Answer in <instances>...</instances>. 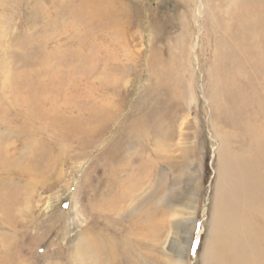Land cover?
Segmentation results:
<instances>
[{"label":"rangeland","instance_id":"374dc122","mask_svg":"<svg viewBox=\"0 0 264 264\" xmlns=\"http://www.w3.org/2000/svg\"><path fill=\"white\" fill-rule=\"evenodd\" d=\"M241 3L0 0V248L13 257L0 253V264H75L95 187L108 184L95 164L133 129L139 137L116 165L125 168L118 183L135 178L134 196L121 224L106 223L130 231L133 218L150 219L130 234L131 247L143 244L139 264H216L209 248L223 145L235 163H249L255 196L243 237L247 256L264 264V160L256 163L251 137L264 124V65L251 57L255 69L229 72V41L240 35L231 25L255 14L245 17Z\"/></svg>","mask_w":264,"mask_h":264},{"label":"bare ground","instance_id":"6f19581e","mask_svg":"<svg viewBox=\"0 0 264 264\" xmlns=\"http://www.w3.org/2000/svg\"><path fill=\"white\" fill-rule=\"evenodd\" d=\"M239 2H240V0H239ZM241 2H242L241 3L242 5L241 4L240 5L243 7V9L240 11H244L243 15L245 17L250 15V14L249 15L246 14V12L247 13L249 12L248 8H249V10L252 9L254 11V13H255L254 16H255V15H258V11H259L258 8L256 11V6L258 7L261 4H263V6H264V0H241ZM254 2H257L258 4L254 5L253 4ZM233 5L235 6V4H233ZM235 8L237 9V7H235ZM233 12H234V10H233ZM240 13H242V12H240ZM232 14H234V13H232ZM251 14H253V13L251 12ZM254 16H252V19L250 21L248 19L247 23L243 22L242 24H240L241 27L240 26L237 27V23H236L235 26L232 27V25H231V28H230V26H227V25H229V22H227L228 24L226 26L229 27L230 29H233L235 31L234 34H236V35H237V33L240 34L238 37L239 38L238 42H237V39L235 40V38H233L234 42L231 41L232 42L231 43L229 40H231L232 38L231 39L228 38L229 44L231 46V51H230L231 57H230V61H229V72L230 73L237 72L238 70H240V71L243 70V67L246 68L247 64H249V66L247 68L255 69L256 66L253 63H250L248 61L249 58H251V57L255 58V60L257 62L260 61L262 63V65H264V33L261 30L263 27V22H262L263 20H261V17L264 18V11H263V13L262 12L260 13L259 19L257 17H254ZM239 18H240L239 20L243 19L241 15L239 16ZM237 19H238V17H237ZM237 19H236V21H237ZM230 20H232V19H230ZM246 24H249V26L250 27L252 26V28L255 25H257V30H254L251 28H250L251 29L250 30L249 28H246L245 27ZM227 30H229V29H227ZM227 33H228V31H227ZM227 33H226V35H227ZM228 34H230V32ZM226 47H228V46H226ZM251 61H253V59ZM257 64H259V63H257ZM262 65H259V66L261 67ZM260 67H259V69H260ZM263 72H264V70H263ZM227 77H228V75H227ZM224 80H226V79H224ZM213 88L215 89V87H213ZM216 89H220V88L216 87ZM216 91H214V92L216 93ZM217 92H219V90ZM215 103H217V102H215ZM215 103H213V104H215ZM249 106H251V105H249ZM254 106H255V104H254ZM260 108H261V106H260ZM250 114H251V112H250ZM255 116H256V114H255ZM255 116H254V118H255ZM257 116H258V114H257ZM148 119H147V121H148ZM256 119H257V117H256ZM260 121H261V119H260ZM251 122H253V121H251ZM139 123H142L143 127L145 126V123L143 120L140 121ZM256 124H258V123H256ZM249 125H252V123L247 124V126H249ZM243 126H245V125L243 124ZM258 127L259 126L256 127V129L254 130V133L251 135V137L254 139L253 144H254L255 148H259L258 149L259 151H256L257 152V158H255L256 163L259 164L260 161L264 160L263 159V157H264V124L260 125L259 128ZM245 128H243V129H245ZM252 129H254V128H252ZM147 131H145L146 135H147ZM243 133H244V131H243ZM251 133H252V131H251ZM136 136L139 137V135L134 134V129L131 131H128L127 137L122 142H120V143L116 142L117 144L115 147L111 148V146H108V149H106L104 152L102 151L103 153H105L104 154V160H103L104 163L102 164L103 167L101 166V168H100L97 164H95V169H93L94 174H99V173L104 174V177H103L105 180L104 184H107V183L108 184L104 185L105 189L102 190L101 192L99 191V189L101 187L100 186L95 187V185H94V187H95V189H97V191L94 193L93 199L90 200V204H92V210H90V211L92 213L90 216L88 226L80 231L79 239H80L81 243L80 242L77 243L76 251H74V253H73V258H74L75 264H139L140 259H142L141 260L142 262L144 261V258H141V256H140V253L142 251L140 250L141 252L139 253V246H141L143 244L138 239L135 241V243L133 242L134 246L131 247L132 245H130L129 239H130V236H133L134 234L140 235V233H142L143 230L147 231L149 228L150 219L148 222H145L144 220L141 221V219L138 220V218H133L132 221H133L134 225H131L128 227V229H130V231H128L127 229L126 230L121 229L120 228L121 225L119 228H117V229L115 228V230H117V231H114V229L110 228L111 226L108 227V225L106 223L107 221L111 220L115 224H121L120 214H121V212H124V210H126V208L129 206L128 202L126 203L125 200L127 199L128 196H131V194L132 195L134 194L133 191H130L128 186L129 185L132 186L135 178L130 182V184L128 183V186L126 185V182H123V184L118 183L120 181V180L118 181L119 173L121 170L124 171L125 168L120 169L118 167V165H116V160L118 162H120V158L118 156H120L119 150L122 149L121 147L125 144H128L129 141L133 140L132 137H134L136 139ZM248 138H249V136H248ZM252 138H251V140H252ZM114 141H116V140H114ZM125 141H126V143H124ZM247 142H249V141H247ZM249 149H251V147ZM228 151L224 147V145L222 146V148H220L218 150V154L222 155L220 158H218V160H219L218 161V163H219L218 180H219V182H218V191L217 192L215 191L216 192V200L215 201H216V204H217L219 209H218V214L216 212V216L214 218L215 233L213 234V239H211L212 242L209 239V241L211 242L210 248H209V256H210L211 261L213 263H216V264H226V262L223 263L226 255H229L232 258V260L231 259H229V260L233 264H262L261 263L262 261H260V258H259L260 256H262L260 250H255L256 256H259L258 257L259 259H257V258L255 259L252 257V254H253L252 251L250 252L251 256L250 257L247 256L249 253H246V252H249L250 250L248 251V249L246 247V241L244 240V237H243L244 232H245V227L247 226V222H248V216L244 212V210H245L244 207L246 204V206H247L246 209L250 208L247 203L251 202L252 198L255 196L254 191L250 188L251 186L249 187V185L246 184L248 169L244 168V164L249 165V163L247 161H245L244 159L235 163ZM256 152L254 155H256ZM248 165H247V167H248ZM141 166L143 167V165H141ZM258 166L259 165H256V167H258ZM250 167L252 168L251 164H250ZM254 167H255V165H254ZM260 168H261V170H263L262 166ZM133 186L136 187V184H134ZM138 187H136V188H138ZM142 187H143V185H142ZM130 199H132V198H130ZM242 200H244V201L242 202ZM259 205L264 207L263 206L264 202H262ZM89 207H91V206H89ZM259 210H261V207H259ZM150 214H151V212H150ZM148 217H149V215H148ZM153 217L154 216L151 215L150 218H153ZM139 221H141L144 224H141ZM123 222H125V221L123 220ZM129 224H131V223H129ZM123 226L127 227L128 225H123ZM130 234H133V235H130ZM135 237L136 236H134V239H135ZM262 241H264V240H262ZM263 246H264V244H263ZM251 248H249V249H251ZM0 253L2 255V258H4V261L5 260L10 261L9 259H11V258L13 259V257H11L10 254L4 248H2V249L0 248ZM15 256H17V255H15ZM2 262L3 261H1V263ZM9 264H11V263L9 262Z\"/></svg>","mask_w":264,"mask_h":264}]
</instances>
